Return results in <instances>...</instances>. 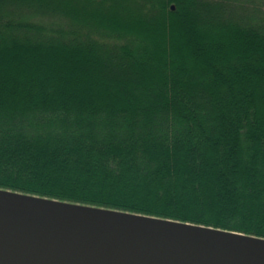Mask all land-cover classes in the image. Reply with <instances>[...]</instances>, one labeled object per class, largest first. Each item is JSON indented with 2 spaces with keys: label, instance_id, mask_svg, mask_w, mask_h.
I'll return each mask as SVG.
<instances>
[{
  "label": "trees",
  "instance_id": "obj_1",
  "mask_svg": "<svg viewBox=\"0 0 264 264\" xmlns=\"http://www.w3.org/2000/svg\"><path fill=\"white\" fill-rule=\"evenodd\" d=\"M0 188L264 238V0H0Z\"/></svg>",
  "mask_w": 264,
  "mask_h": 264
},
{
  "label": "water",
  "instance_id": "obj_2",
  "mask_svg": "<svg viewBox=\"0 0 264 264\" xmlns=\"http://www.w3.org/2000/svg\"><path fill=\"white\" fill-rule=\"evenodd\" d=\"M0 264H264V238L0 188Z\"/></svg>",
  "mask_w": 264,
  "mask_h": 264
}]
</instances>
